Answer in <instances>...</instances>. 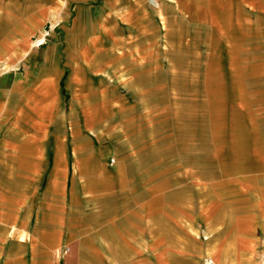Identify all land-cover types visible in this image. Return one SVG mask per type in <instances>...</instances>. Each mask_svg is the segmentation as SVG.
<instances>
[{"label": "crops", "instance_id": "obj_1", "mask_svg": "<svg viewBox=\"0 0 264 264\" xmlns=\"http://www.w3.org/2000/svg\"><path fill=\"white\" fill-rule=\"evenodd\" d=\"M195 42L199 72L176 60ZM257 246L264 0H0V264H260Z\"/></svg>", "mask_w": 264, "mask_h": 264}, {"label": "rangeland", "instance_id": "obj_2", "mask_svg": "<svg viewBox=\"0 0 264 264\" xmlns=\"http://www.w3.org/2000/svg\"><path fill=\"white\" fill-rule=\"evenodd\" d=\"M188 28H189V30L191 32V36H193L194 34H196V36H197L196 32L198 31V29L193 24H190V26ZM188 46H187V49L184 51L181 44H179V45L175 44V47L177 48L176 49V60L179 61V63L181 65H183L184 58L186 57L185 58L186 59L185 64H187L188 66H192L193 72H199V70L201 68V62L203 60V52H202V50L200 52V49L202 47L200 46V44L198 42H195L193 44L190 43V45L188 44ZM6 70L7 71H14V70H16V68H12L11 67V68H7ZM192 81L194 83H196V82L198 83L199 82L198 81V74L193 73ZM262 249L263 248L261 246L254 247L252 249V252H253L252 255L256 256V260L260 261L262 259L261 256H262V253L264 251ZM260 264H264V257H263L262 261H260Z\"/></svg>", "mask_w": 264, "mask_h": 264}, {"label": "built area", "instance_id": "obj_3", "mask_svg": "<svg viewBox=\"0 0 264 264\" xmlns=\"http://www.w3.org/2000/svg\"><path fill=\"white\" fill-rule=\"evenodd\" d=\"M41 43H42V41L34 40V45H40ZM198 264H216V263L211 256L207 255V256H203L199 260Z\"/></svg>", "mask_w": 264, "mask_h": 264}]
</instances>
